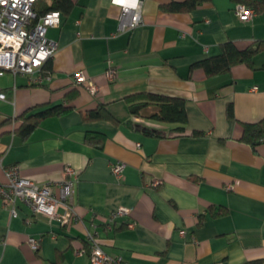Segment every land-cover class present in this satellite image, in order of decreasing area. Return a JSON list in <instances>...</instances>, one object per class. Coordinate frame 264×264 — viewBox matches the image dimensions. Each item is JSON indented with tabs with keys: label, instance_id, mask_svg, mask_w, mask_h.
I'll return each instance as SVG.
<instances>
[{
	"label": "crops",
	"instance_id": "obj_1",
	"mask_svg": "<svg viewBox=\"0 0 264 264\" xmlns=\"http://www.w3.org/2000/svg\"><path fill=\"white\" fill-rule=\"evenodd\" d=\"M72 1L70 14L46 32L56 53L42 70L0 77V121L12 119L0 127V183L12 166L37 184L59 183L72 168L77 220L34 217L22 203L11 217L0 199V264H90L87 234L123 264H264V138L255 148L241 140L242 124L264 120V48L251 66L225 74L207 77L193 67L226 43L243 50L264 42V13L242 21L230 0L185 13L161 9L185 0H141L142 23L122 32L111 0ZM109 64L113 82L104 77ZM78 72L98 95L74 89ZM140 93L183 100L185 131L131 115L125 99ZM99 104L118 122L86 121ZM58 105L71 109L43 119L25 139L15 132V117ZM99 136L100 147L88 143ZM115 163L124 166L120 179L110 172ZM118 209L128 214L109 230L106 218Z\"/></svg>",
	"mask_w": 264,
	"mask_h": 264
},
{
	"label": "built area",
	"instance_id": "obj_2",
	"mask_svg": "<svg viewBox=\"0 0 264 264\" xmlns=\"http://www.w3.org/2000/svg\"><path fill=\"white\" fill-rule=\"evenodd\" d=\"M38 0H0V77L10 72L15 78L18 75L32 77L38 74L44 65L56 53V45L46 37L49 28L60 25V14L49 12L38 17L34 12V4ZM111 3L121 9L119 30L130 32L142 23L141 0H111ZM235 13L242 21H248L255 12L242 5L235 6ZM116 69L109 64L105 71L106 81L113 82L116 78ZM73 83L78 87H86L96 96L99 88L82 72L73 74ZM42 78L31 80L38 83ZM255 90V89H254ZM0 100L6 96L0 92ZM123 165L119 163L110 166V172L117 179L122 178ZM75 171L65 168L66 179L59 183L37 184L21 175L18 166L4 169L5 183H0V199L4 208L8 209L11 217L18 215V203H22L34 217H44L48 221H56L61 225L75 223L77 216L73 207V177ZM155 181L153 185H156ZM128 211L118 209L106 218V227L110 230L117 217L127 215ZM134 227V222L128 224ZM90 247L88 249L90 264H123L120 258L106 254L96 238L87 234ZM28 243L33 250L38 248V241L29 239ZM77 254L85 253L77 249Z\"/></svg>",
	"mask_w": 264,
	"mask_h": 264
},
{
	"label": "trees",
	"instance_id": "obj_3",
	"mask_svg": "<svg viewBox=\"0 0 264 264\" xmlns=\"http://www.w3.org/2000/svg\"><path fill=\"white\" fill-rule=\"evenodd\" d=\"M208 0H185L181 3H170L162 6L161 9L167 13H185L192 11L202 3ZM235 5H242L247 9L253 10L256 14L264 13V0H230ZM74 7L72 0H38L34 4V12L38 17L49 12H58L60 16H67ZM264 48V42H256L246 49L240 50L232 43H226L221 48V53L218 56L210 57L199 62H196L193 67H198L204 71L207 77H212L219 74H225L230 69L239 64L251 66L253 56ZM75 90L79 87L75 86ZM77 92L72 91L71 95H66L67 99H74ZM128 110L135 117H145L159 123L175 124V132L181 134L185 131L187 124V116L185 112L184 101L177 98L166 96L140 93L129 96L125 99ZM155 109L146 113L149 108ZM71 108L63 105H58L53 108H47L33 112V109L25 111L20 116L15 117L14 122L18 123L15 132L22 138H27L34 129L39 125L40 121L47 117L61 116L68 112ZM146 113V114H145ZM226 113L228 117H232V106L228 105ZM86 121L103 120L117 123L118 121L110 114L107 107L99 104L95 110L87 111L83 114ZM12 119H3L0 121V127L9 124ZM264 138V120L254 124H242L241 140L244 143L250 144L255 148L262 142ZM103 137L88 138L90 144L100 147Z\"/></svg>",
	"mask_w": 264,
	"mask_h": 264
}]
</instances>
